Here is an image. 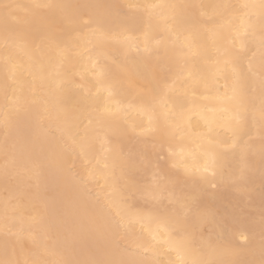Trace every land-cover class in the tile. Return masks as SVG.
<instances>
[{"label":"snow or ice","instance_id":"obj_1","mask_svg":"<svg viewBox=\"0 0 264 264\" xmlns=\"http://www.w3.org/2000/svg\"><path fill=\"white\" fill-rule=\"evenodd\" d=\"M18 7L0 6V128L6 137L0 264H244L235 257L255 251L247 231L236 233L242 238L238 245L197 237L209 218L224 238L232 234L230 215L213 211V201L228 190L248 193L256 125L264 157V0L36 4L31 7L51 11L60 21L37 32L21 31ZM209 9L224 26L205 53L197 37ZM145 17L162 21L167 41L138 54L164 65L167 73L162 80L157 74L155 86L124 105L99 61L107 60L106 44L130 49ZM85 29L97 45L79 53L72 38ZM162 43L167 44L163 56ZM48 46L56 49L55 67L46 61ZM25 49L26 62L20 58ZM73 55L81 61L87 56L88 71L108 94L102 110L87 103L92 90L83 85L81 99L69 107L75 98L65 91L64 62ZM168 74L194 84L204 97L192 110L198 118L184 111L187 96L176 93ZM221 79L228 82L223 91ZM131 112L140 119L132 120ZM52 123L64 129L55 142L47 139ZM237 157L233 168L228 161ZM245 215L255 223L253 212ZM259 224V264H264V203ZM24 249L28 254L21 259Z\"/></svg>","mask_w":264,"mask_h":264},{"label":"bare ground","instance_id":"obj_2","mask_svg":"<svg viewBox=\"0 0 264 264\" xmlns=\"http://www.w3.org/2000/svg\"><path fill=\"white\" fill-rule=\"evenodd\" d=\"M145 2H157L165 4H221V3H232V4H242L248 3H258V0H0V6L5 3L13 4L19 6L16 9V17L19 19L20 28L22 32H37V31H47L49 28H53L56 24H59V17L56 16L51 11H45L42 9H36L31 7L36 4L45 3H71V4H113V5H129L136 3ZM214 13L211 9L208 11V15L204 17V23L200 25L198 39V46L202 52H210L212 45L213 34L219 35L220 29L224 26V22L216 23L213 19ZM238 23V21H237ZM73 47L77 49L79 53L91 52L93 48L97 45V38L94 37L89 30L85 29L82 33L73 35ZM167 41V32L165 31V26L159 19L149 20L145 17L143 26L133 34L132 46L131 48H124L119 45H113L111 43L104 46V52L107 56L106 62L104 60L99 61L104 64V70L106 73V83L112 84L116 88V99L122 102L124 105L129 104L132 101H137L140 97L145 95L146 89L149 86H155L158 82L156 77L159 74L161 80L167 73L164 65H158L155 60L149 62L144 57L138 54L143 52L146 48H153L157 46L158 42ZM207 47H204V44ZM3 49V14L0 12V56H2ZM167 50V44L162 43L160 47L161 56L165 55ZM256 51L255 67L259 69V51L258 44L254 47ZM251 55V53H249ZM28 50H22L20 52V58L24 62L27 61ZM51 59L52 66L55 67L58 63V56L54 46L46 47V61ZM97 61H93L96 63ZM91 67L87 63V56L81 61L79 57L73 55V58L67 59L64 62V69L66 72V82L68 83V88L65 90L69 96L75 99L71 100L69 107L76 101L81 99V93L79 91L81 85L86 88H91L92 98L87 102L93 107L99 106L102 110L103 105L109 102L108 94L102 91L101 85L95 83L94 74L88 69ZM187 76V73H185ZM3 78V73L0 71V80ZM170 81H175L176 93L186 94L187 104L184 111L190 115H197L193 112V109H199L202 102H204V97L200 96L194 89L195 85H184L182 83L183 78H177L174 74H168ZM225 80H220L221 90H225L226 85ZM95 84V87L93 85ZM256 106H259V99L257 97ZM4 112V100L3 93L0 92V120L3 119L2 113ZM130 116L132 120H139L140 117L136 112H131ZM198 118V115H197ZM147 121L145 120V123ZM196 121L193 120V123ZM47 139L50 141H58L61 139L64 129L57 124H47ZM5 131L0 128V201L3 200L5 194V187L2 177V169L4 162V144H5ZM245 140L249 137L245 136ZM252 140H253V150L250 155V161L252 165L251 176L249 180L248 193L241 195L228 190L218 195L213 201L214 208L213 211H219L220 213L230 215V229L232 234L227 238H224L219 229L216 228L215 224L209 218L201 225V229L198 235V239L202 238L204 240L211 239L213 241L227 243L230 242L233 245H238L242 243V238H240L236 233L240 231H247L251 234L253 239V247L255 249L254 254L242 253L236 259L244 261V264H250V262L255 261V264H259L260 261V246H259V229L260 224H252L250 220L245 218H238L234 210L231 209L233 205H239L242 199L246 197L252 198L253 205L258 206L264 201V195L258 190L254 192L253 187L257 184L260 185L264 182V157L261 154V142L259 138V125H256L252 129ZM9 144L11 145V139H9ZM231 151V149H227ZM239 157L235 160H230L228 163L235 168L239 164ZM258 188V186L256 187ZM58 195V194H57ZM240 202V203H239ZM223 203H226L230 209H224ZM230 203V204H229ZM252 203V202H251ZM237 205V206H238ZM251 205V204H250ZM252 205V206H253ZM237 216V217H236ZM259 221V220H258ZM234 222V223H233ZM257 222V221H255ZM236 223V224H235ZM203 227L209 228L207 232H204ZM2 227H0V250L3 247L2 238ZM28 254V249H24L20 253V258L23 259ZM224 259H229L228 255L223 257Z\"/></svg>","mask_w":264,"mask_h":264},{"label":"rangeland","instance_id":"obj_3","mask_svg":"<svg viewBox=\"0 0 264 264\" xmlns=\"http://www.w3.org/2000/svg\"><path fill=\"white\" fill-rule=\"evenodd\" d=\"M258 186V188H256ZM258 191V190H261L260 192L264 195V182H262V184L260 185V188H259V185H255L254 187H253V190H254V192H257L256 190ZM258 193H259V191H258ZM252 198H250V197H244L243 199H242V202L237 206H235V205H231L230 203V206L231 207H233V208H231V207H229L226 203H223V208L224 209H233L234 210V213H236L237 214V216H238V218H242V220L245 218H247L246 220H250V218L248 217V216H246L245 215V213L246 212H249V211H251V212H253L254 214H255V221H257V222H255L254 224H257L259 221L258 220H260V211H261V207H262V204H259L258 206H254L253 204V200H251ZM252 202V203H251ZM262 203H264V201L262 200ZM251 204V205H250ZM253 205V206H252ZM236 216V217H237ZM251 221V220H250ZM234 223V222H233ZM236 224V223H235ZM260 226V225H259ZM204 232H207L208 230H210L209 228H206V227H203V229H202ZM259 236H258V239L260 240V229H259Z\"/></svg>","mask_w":264,"mask_h":264}]
</instances>
